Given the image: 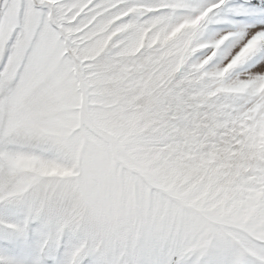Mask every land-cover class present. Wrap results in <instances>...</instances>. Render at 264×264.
Listing matches in <instances>:
<instances>
[{
    "label": "snow or ice",
    "instance_id": "obj_1",
    "mask_svg": "<svg viewBox=\"0 0 264 264\" xmlns=\"http://www.w3.org/2000/svg\"><path fill=\"white\" fill-rule=\"evenodd\" d=\"M0 264H264V0H0Z\"/></svg>",
    "mask_w": 264,
    "mask_h": 264
}]
</instances>
